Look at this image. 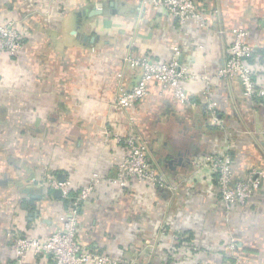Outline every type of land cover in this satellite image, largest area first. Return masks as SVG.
<instances>
[{
    "label": "crops",
    "instance_id": "crops-1",
    "mask_svg": "<svg viewBox=\"0 0 264 264\" xmlns=\"http://www.w3.org/2000/svg\"><path fill=\"white\" fill-rule=\"evenodd\" d=\"M195 1L203 27L194 20L179 26L141 0H0V23L15 22L24 36L15 55L0 50V264L16 263L17 235L61 229L68 201L44 182L47 172L69 179L72 194L94 173L103 180L79 210L83 246L129 264H178L190 254L174 235L187 232L200 260L222 264L224 242L234 238L243 264H264V180L245 208L226 211L216 175L202 159L228 154L236 179L264 168V100L243 98L236 79L214 78L231 30L242 28L264 87V0ZM92 8L102 12L79 15ZM175 47L182 65L212 78L220 125L202 110L200 80L183 82L195 107L156 82L132 108L113 105L139 76L125 56L162 62ZM130 132L147 141V157L171 189L134 180L123 189L108 181L122 154L116 138ZM25 264L51 262L28 256Z\"/></svg>",
    "mask_w": 264,
    "mask_h": 264
},
{
    "label": "built area",
    "instance_id": "built-area-1",
    "mask_svg": "<svg viewBox=\"0 0 264 264\" xmlns=\"http://www.w3.org/2000/svg\"><path fill=\"white\" fill-rule=\"evenodd\" d=\"M156 10L174 17L179 26L194 20L199 27L205 26L202 5L195 0H141ZM228 54L224 64L214 75L215 79L238 80L242 96L246 100L260 98L264 100V87L258 86L253 67L250 63L255 47L249 42L246 29L231 30ZM24 36L18 25L13 21L0 23V50L9 56L15 55L22 46ZM180 50L174 48L166 61L148 60L146 57L125 56L126 64L139 71L136 82L128 89L120 90L113 98L117 109L128 110L135 106L148 94L149 84L156 82L162 90L170 89L173 99L188 107H195L196 102L189 96L183 86L187 80L203 82L201 96L203 112L212 123L220 125L217 117V101L211 93L212 78L197 75L192 68L179 62ZM122 145V154L115 160L116 175L109 182L125 188L131 180L157 189H171L168 177L159 172L147 157L148 145L137 134L128 133L117 136ZM203 162L208 164L216 175L217 198L226 211L243 209L264 180V168L250 169L245 178L236 179L232 159L228 154L205 155ZM99 174L94 173L90 182L72 194V183L69 179H59L49 172L44 174V182L53 190H59L61 198L68 201V209L62 220L61 229L38 237L17 235L14 238L13 252L15 264H25L28 256L45 257L51 264H129L127 260L111 257L96 249L83 246L77 239L78 216L82 203L87 200L102 182ZM164 230L162 229L161 232ZM178 236L175 234L174 238ZM185 236H179L183 239ZM189 241L182 240L180 246L188 249L190 257L178 260V264H213L208 260L199 259V252ZM224 248L232 256V261L222 264H243L237 254L238 245L234 238H227ZM198 253V254H197Z\"/></svg>",
    "mask_w": 264,
    "mask_h": 264
},
{
    "label": "trees",
    "instance_id": "trees-1",
    "mask_svg": "<svg viewBox=\"0 0 264 264\" xmlns=\"http://www.w3.org/2000/svg\"><path fill=\"white\" fill-rule=\"evenodd\" d=\"M178 237L175 238L174 240L176 241L177 245H180L182 240H187V241H190L191 240V235L188 234L187 232H179L176 234ZM185 236L183 239H180L179 236ZM243 260V255H242V252H241V248L238 247V253H237ZM224 257H225V262H229V261H232V256L229 254V252L226 250L225 254H224ZM244 262V260H243ZM212 263V262H211Z\"/></svg>",
    "mask_w": 264,
    "mask_h": 264
},
{
    "label": "water",
    "instance_id": "water-1",
    "mask_svg": "<svg viewBox=\"0 0 264 264\" xmlns=\"http://www.w3.org/2000/svg\"><path fill=\"white\" fill-rule=\"evenodd\" d=\"M101 12H102L101 9L92 8L91 10H88L87 12L86 11L80 12L79 15H83V17H88V16H94V15L100 14ZM56 192H58V194H60L59 190H56Z\"/></svg>",
    "mask_w": 264,
    "mask_h": 264
},
{
    "label": "rangeland",
    "instance_id": "rangeland-1",
    "mask_svg": "<svg viewBox=\"0 0 264 264\" xmlns=\"http://www.w3.org/2000/svg\"><path fill=\"white\" fill-rule=\"evenodd\" d=\"M142 138V137H141ZM146 143H147V141L144 139V138H142ZM148 145V144H147ZM45 174V173H44Z\"/></svg>",
    "mask_w": 264,
    "mask_h": 264
}]
</instances>
